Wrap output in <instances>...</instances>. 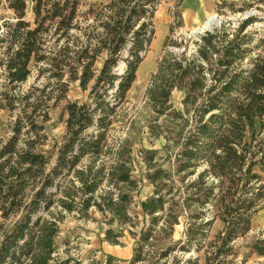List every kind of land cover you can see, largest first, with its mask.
I'll list each match as a JSON object with an SVG mask.
<instances>
[{
  "label": "trees",
  "instance_id": "1",
  "mask_svg": "<svg viewBox=\"0 0 264 264\" xmlns=\"http://www.w3.org/2000/svg\"><path fill=\"white\" fill-rule=\"evenodd\" d=\"M158 2L111 0L101 8L106 13L91 6L95 23L80 29V0H0L15 19L2 23L0 36L6 85L11 90L24 83L31 65L38 66L37 78H45L20 96L0 91V104L5 102L0 108L15 112L10 135L0 142V264H69L55 256L63 212L84 215L95 207L131 221L132 197L126 190H136L137 184L131 178L128 137L111 164L96 162L105 152L104 131L115 110L109 92L121 101L131 87L139 54L150 43L148 27ZM28 10L31 19H26ZM255 20L241 21L231 33L223 25L206 32L194 55L168 54L152 73L146 91L152 111L162 115L177 89L184 93V112L175 117L189 114L188 106L193 114L190 121L183 119L184 129L189 128L177 140L166 139L168 155L178 146L169 170L159 162L160 151L141 152L153 193L141 204L147 220L138 235L132 234L137 238L129 264H230L235 241L249 230L251 215L264 200V183L253 172L264 166V38L247 30ZM78 28L84 40L74 37ZM129 39L126 70L118 76L113 69ZM254 49L260 51L244 67ZM102 51L107 58L95 77L92 67ZM65 78L79 80L83 89L94 79L91 103L66 105L67 135L52 157L40 148L49 110L67 91ZM151 131L162 134L161 125L154 123ZM104 182L111 188L99 193ZM207 212L212 219L204 218ZM216 218L223 229L210 237ZM181 222L182 237L173 241ZM115 237L106 231V240ZM251 248L264 256V236ZM191 250L196 257H182Z\"/></svg>",
  "mask_w": 264,
  "mask_h": 264
},
{
  "label": "rangeland",
  "instance_id": "2",
  "mask_svg": "<svg viewBox=\"0 0 264 264\" xmlns=\"http://www.w3.org/2000/svg\"><path fill=\"white\" fill-rule=\"evenodd\" d=\"M29 3V0H26ZM111 0H80L78 21L81 28H86L95 23V15L91 13L94 9H101L110 3ZM204 9L206 14L198 18L196 11ZM90 10V11H89ZM102 13H106L101 9ZM99 11V10H98ZM102 15V14H101ZM215 15L219 19V24L212 28H219L222 25L231 33L238 28L241 21L254 17L255 22L247 28L254 31L255 38H264V0H159L155 6V11L150 19L151 25L148 27L152 31L150 43L140 52V63L135 72V79L131 87L126 92L124 98L119 101L115 98L114 90H111L108 100L115 104V110L110 115L111 122L106 127L104 135V153L98 158L96 164L109 165L114 160L113 153L117 150L119 143L128 137L130 140V156L132 159L131 178L136 182V190H126L132 197L127 214L131 217L130 222H121L111 213H102L95 207H91L84 215L73 211L63 212V218L58 224V235L55 239V256L59 261L70 260L69 264H106L107 259L112 258L110 264H129L132 256V248L138 235L145 226L147 217L143 211L142 203L153 193V186L145 177L146 164L142 159V151L158 150L157 156L162 167L169 170L172 167L173 155L178 151V146L168 155L163 150L164 145L177 140L181 133L186 131L183 126V119L191 120L192 109L189 114H184L183 118H176V113L183 114L184 109L182 99L184 93L180 90H173L167 107L162 115H157L147 100L146 91L150 84L152 73L156 70L158 62L168 54L178 56L184 54L191 57L197 49V42L201 35L191 33L200 27L205 20ZM31 12L28 10L26 19H31ZM13 11L7 9L6 3L0 6V36L2 35L4 22H14ZM213 31V30H212ZM73 35L80 40H84L81 30L74 29ZM53 39H51L52 41ZM132 41L129 39L122 50L118 62L114 67V72L122 76L126 70L125 59L129 56V49ZM52 44V42L50 43ZM259 49L251 50L243 61L244 67H249V58L254 57ZM1 56V55H0ZM107 52L102 51L93 67L92 71L96 75L99 73ZM38 66H30V75L24 83L11 89L6 85L2 67L0 66V91H6L8 97L11 95L20 96L31 87H38L45 81L44 77H38ZM67 91L59 102L49 110V121L44 124L43 145L40 148L45 155H54L56 149L60 147L67 135L65 107L68 103H91L89 92L94 83V79L88 84L86 89L80 86L79 80H67ZM4 105L5 102H1ZM14 113L7 109L0 108V142L4 141L11 131L14 121ZM154 123L161 125L162 134L151 131ZM258 130V126H256ZM90 128L88 132H92ZM23 138V137H21ZM110 149V150H109ZM87 163V158L83 157L81 164ZM202 165L200 164V168ZM253 172L261 176L264 183V166L253 168ZM211 181L214 183V179ZM110 186L105 182L101 186L99 193L110 190ZM129 191V192H128ZM209 207L208 209H210ZM210 212H207L205 219H212ZM187 217H180L182 221ZM110 229L117 237L106 240V231ZM223 229V223L219 218L213 221L209 235L213 237ZM184 224L175 226L172 240L176 241L182 237ZM264 236V200L258 202V209L251 215L250 227L245 235L235 241L236 255L229 258L230 264H264V256L255 253L251 246L256 240ZM180 254V253H179ZM194 251L184 253L182 257H196Z\"/></svg>",
  "mask_w": 264,
  "mask_h": 264
},
{
  "label": "bare ground",
  "instance_id": "3",
  "mask_svg": "<svg viewBox=\"0 0 264 264\" xmlns=\"http://www.w3.org/2000/svg\"><path fill=\"white\" fill-rule=\"evenodd\" d=\"M219 23V19L215 15L209 16L205 22L198 28L194 29L192 32L193 34H198L205 29H211L213 26L217 25Z\"/></svg>",
  "mask_w": 264,
  "mask_h": 264
},
{
  "label": "crops",
  "instance_id": "4",
  "mask_svg": "<svg viewBox=\"0 0 264 264\" xmlns=\"http://www.w3.org/2000/svg\"><path fill=\"white\" fill-rule=\"evenodd\" d=\"M195 14L200 19L206 14V10H204V9L198 10V11L195 12Z\"/></svg>",
  "mask_w": 264,
  "mask_h": 264
},
{
  "label": "water",
  "instance_id": "5",
  "mask_svg": "<svg viewBox=\"0 0 264 264\" xmlns=\"http://www.w3.org/2000/svg\"><path fill=\"white\" fill-rule=\"evenodd\" d=\"M219 24V23H218ZM212 30H213V28H211V29H205L204 31H202V32H200V33H198L197 35H204L206 32H212ZM191 35H193V33H191Z\"/></svg>",
  "mask_w": 264,
  "mask_h": 264
}]
</instances>
